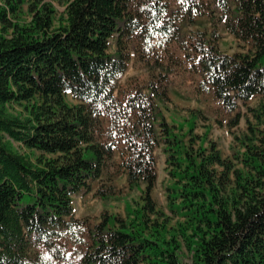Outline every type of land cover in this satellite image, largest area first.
<instances>
[{
    "label": "trees",
    "instance_id": "16d2710c",
    "mask_svg": "<svg viewBox=\"0 0 264 264\" xmlns=\"http://www.w3.org/2000/svg\"><path fill=\"white\" fill-rule=\"evenodd\" d=\"M204 16L210 29L181 34ZM220 22L250 48L222 51ZM133 57L152 74L122 83ZM177 73L237 126V102L264 97V0H0V264H183V251L190 264H264V100L226 157L211 125L195 133L202 111L177 125L157 101L171 102ZM115 169L138 200L76 217L74 197L102 176L94 195H117Z\"/></svg>",
    "mask_w": 264,
    "mask_h": 264
},
{
    "label": "rangeland",
    "instance_id": "374dc122",
    "mask_svg": "<svg viewBox=\"0 0 264 264\" xmlns=\"http://www.w3.org/2000/svg\"><path fill=\"white\" fill-rule=\"evenodd\" d=\"M58 13L63 11L61 4H56ZM213 20L208 17H201L190 26L187 22L180 24V30L182 35H186L190 28L193 29H210L212 27ZM221 39L219 45L222 51L232 54L235 52H246L250 46L248 43L237 40L231 35L224 22H220L218 25ZM111 51L115 50V41L111 42ZM152 74L150 67L136 62L133 57L130 61L128 69L121 79L122 83H125L134 76L140 77L143 81H147ZM196 81L194 76L187 73H177L172 76L169 84V96L171 102H164L157 98V101L163 107L168 119L175 123L181 124L189 117L190 109H197L203 112L206 120L200 119L197 124L195 133L203 135L205 127L211 125L212 129L209 134V139L214 140L218 143L219 149L224 156H231L233 146V136L235 134H241L246 130L247 120L251 118V115L247 111V107H256L264 97L256 95L246 103L238 101V108L236 112H240L241 119L237 126L230 129L227 125L229 119L234 113H228L222 109L221 106L213 99L212 94L203 93L198 95L195 93ZM66 99L69 103L75 104L76 101L71 95H66ZM20 111L19 107H14L12 112L17 113ZM6 141L10 143L14 150L26 154L35 159V156L39 153L36 152L35 156L29 150H26L19 143L11 140L6 136ZM155 157L157 163V180L155 183L153 197L158 205L162 209H166V196L164 192V186L167 183V173L165 170V156L163 155L161 148L155 149ZM109 175L102 176L99 180L92 182V190L90 192H83L74 197V215L76 217L92 216L98 217L101 211L108 210L111 213H117L124 215V202L138 200L140 193L137 190H129L126 182V175L123 171L115 169L111 177L112 184L118 190L117 195L109 200L103 201L94 195L95 189L100 185L101 182L106 181ZM181 261L183 264H190L189 255L186 251L181 253Z\"/></svg>",
    "mask_w": 264,
    "mask_h": 264
}]
</instances>
